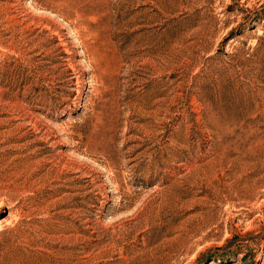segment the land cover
<instances>
[{
    "label": "rangeland",
    "instance_id": "374dc122",
    "mask_svg": "<svg viewBox=\"0 0 264 264\" xmlns=\"http://www.w3.org/2000/svg\"><path fill=\"white\" fill-rule=\"evenodd\" d=\"M0 264H264V0H0Z\"/></svg>",
    "mask_w": 264,
    "mask_h": 264
}]
</instances>
